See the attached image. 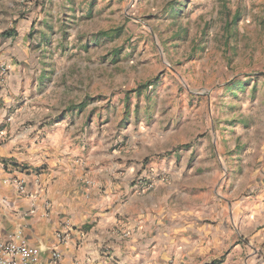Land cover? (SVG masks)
Returning <instances> with one entry per match:
<instances>
[{"label": "rangeland", "instance_id": "obj_1", "mask_svg": "<svg viewBox=\"0 0 264 264\" xmlns=\"http://www.w3.org/2000/svg\"><path fill=\"white\" fill-rule=\"evenodd\" d=\"M255 103L264 0H0V128L141 166L135 191L178 198Z\"/></svg>", "mask_w": 264, "mask_h": 264}, {"label": "crops", "instance_id": "obj_2", "mask_svg": "<svg viewBox=\"0 0 264 264\" xmlns=\"http://www.w3.org/2000/svg\"><path fill=\"white\" fill-rule=\"evenodd\" d=\"M255 105L223 155L210 147L200 178L183 177L178 198L168 184L135 191L141 166L91 163L74 156L83 148L0 128V240L33 246L32 264H52L53 250L54 264H264V103ZM22 175L26 195L12 185Z\"/></svg>", "mask_w": 264, "mask_h": 264}, {"label": "built area", "instance_id": "obj_3", "mask_svg": "<svg viewBox=\"0 0 264 264\" xmlns=\"http://www.w3.org/2000/svg\"><path fill=\"white\" fill-rule=\"evenodd\" d=\"M35 182L39 186V178L35 176ZM27 178L25 175L13 179L12 185L20 195L28 194L26 189ZM39 187L38 192H40ZM60 254L57 250L51 252V263L54 264ZM36 260V250L23 240L16 237L0 240V264H32Z\"/></svg>", "mask_w": 264, "mask_h": 264}, {"label": "trees", "instance_id": "obj_4", "mask_svg": "<svg viewBox=\"0 0 264 264\" xmlns=\"http://www.w3.org/2000/svg\"><path fill=\"white\" fill-rule=\"evenodd\" d=\"M7 35H11V34H7Z\"/></svg>", "mask_w": 264, "mask_h": 264}]
</instances>
